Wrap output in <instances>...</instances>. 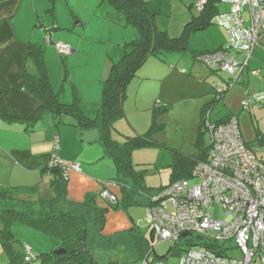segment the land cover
Instances as JSON below:
<instances>
[{
  "label": "crops",
  "instance_id": "1",
  "mask_svg": "<svg viewBox=\"0 0 264 264\" xmlns=\"http://www.w3.org/2000/svg\"><path fill=\"white\" fill-rule=\"evenodd\" d=\"M145 1L148 4L149 10L154 13L155 8L153 5L157 0ZM183 1L188 4L187 7L190 9V13L182 35L171 37L173 39L182 37L190 23L194 22L196 18L205 15L202 12L199 14L193 13L194 9H196L194 6L196 0ZM229 8L228 4L218 1V3H215L213 15L227 12ZM157 26L158 28L159 26H163L167 30L163 32H167L168 35L170 34L171 27L167 29L165 24L161 25L158 17ZM199 31H205L200 35H205L204 39L207 43L204 47L193 49L192 60L188 59L184 62V66L196 76V81L199 84H204L206 87V90L202 92L199 98L211 100L209 104L207 103L204 106L201 113L200 134L201 122L202 120L204 121V116L205 123L209 121L215 125L227 122L232 116L236 115L228 109L227 104L230 103L224 102L223 106H226V109L229 111L223 110L224 112L221 116L216 117L214 120L212 119L211 109H213V106H216V99H211L212 87L207 82L212 80L214 83L216 80L211 77L214 73L212 69L199 68V63L202 62L197 59L199 54L211 52L210 50L213 52L222 48H228L225 46L227 39H229L228 33L225 28L210 22L206 29L190 32L188 35V49L183 53L189 51L190 40L199 35ZM49 33H52V43H47ZM137 38V31L125 25L123 16L116 13L107 0H0V91L5 93V102L11 110L29 116L39 111L41 102L22 87L26 72L33 75L37 74V69L28 57L29 50L34 45L43 49L46 74L50 86L53 92L58 95L61 104L72 105V96L74 101L76 98H79L82 105L90 102L94 108L89 109L82 106V109L87 117L94 119L99 115L102 83L106 80L105 78L109 70H111L112 63L121 60L125 54V45L137 40ZM59 42L69 44L73 48V53L70 57H65L64 59L59 57L57 48L54 45ZM86 43L88 45L84 51L83 47ZM257 49H255L249 67L246 69L248 72L245 70L247 73L244 71L237 82V84L241 83L244 89L240 86L239 90L230 92V89L233 90L234 88L232 87L226 91L227 94L224 95L222 100H235L234 95L237 93L240 94L241 99H244V90L252 91V87L257 89L254 81L252 82L256 76H250V72L255 70L260 72L259 76L262 75L263 69L251 67L252 61H255V64L260 61L261 55L259 54H257V58H253L256 56ZM174 54L181 53L175 52L167 55ZM169 57H164V59L169 61ZM60 58L62 61H68L69 64L75 59L85 58L87 62L88 59L90 60L88 63L96 66L95 72L98 79L93 94L94 100H86L78 85L73 88V92L70 90L71 87L67 88V84L63 83L62 93L64 92L65 94H58L56 89L59 84L57 82L63 75L62 68L61 70L60 68L58 69ZM83 65L86 67L85 62H83ZM72 70L70 71V68H66L67 73H65L64 80H68V74ZM162 71V69H157L155 80H161L164 77ZM186 72L188 74V71ZM176 74L180 76L179 73L176 72ZM260 99L264 101V97ZM205 108L207 110L204 112ZM76 124L77 122L74 117L70 115L59 117L50 111H45L41 118L32 124L9 122L0 115V186L14 191L15 199L23 202L38 203L44 200L55 199L57 196L52 186L55 174L51 169V163L54 159L55 140L58 139L59 149L57 155L66 165L78 164L81 171L69 170V179L66 181V197L57 205L56 211L72 216L85 217L88 224H90V221L95 223V209L100 208L97 206L99 202L96 200V197L100 196L101 192L108 190L117 195L119 203L124 202V192L122 191V184L118 182V168L113 158L106 154L101 144L100 131L96 128L81 131ZM258 135L260 137V144L264 146V132H259ZM112 137L113 139L115 138L114 133ZM204 152L206 151L204 150ZM185 156L192 157L187 154ZM259 158L264 161L263 156ZM140 194L145 193H139L135 201L145 206L144 199L137 200ZM89 196L93 197V204L86 202ZM100 204L103 203L100 201ZM103 208L108 209L107 207L100 209ZM120 214L123 215L120 219L122 224L128 225L126 215L124 213ZM122 232H127V229L120 230L117 228V231H114L116 233L115 237L112 236L109 239L116 238L120 241L119 235ZM87 238L89 239V234ZM50 241L54 240L50 239ZM151 242L153 249L150 250H155V239L152 237V234ZM132 244L136 247L134 241H132ZM53 246L54 243L51 242L48 248H42L40 253L54 251ZM23 249L22 251H24ZM149 253L150 251L143 258L137 256L139 264ZM154 254L153 252L151 257H158L154 256ZM167 255V258H169L177 254L169 255L168 253ZM9 262L10 256L0 241V264H9ZM110 264L121 263L114 260Z\"/></svg>",
  "mask_w": 264,
  "mask_h": 264
},
{
  "label": "rangeland",
  "instance_id": "2",
  "mask_svg": "<svg viewBox=\"0 0 264 264\" xmlns=\"http://www.w3.org/2000/svg\"><path fill=\"white\" fill-rule=\"evenodd\" d=\"M187 5L188 4L183 0H157L154 3V13H156L158 21L161 25L165 24L167 29L171 27L170 37H179L182 35L187 17L190 13V9H188ZM193 13L199 14L200 11L194 9ZM158 30L167 31L163 26H159ZM204 32L199 31V35L190 40L189 51L186 53L166 55V58L170 56L169 61H167V59H160L156 56H152L149 59L147 62L148 64L140 69L128 84L127 96L124 103V117L114 123V140L117 139L115 141L119 143H124L138 136H144L151 129L154 130L153 139L155 143L148 147L134 148L131 155L135 170L143 177L144 183L149 189L166 188L170 185L174 172L173 166L175 160V155L172 150L178 151L181 155L187 154L195 158H199L204 150L207 151V153L209 151V137L207 133L203 134L200 141L201 144L199 145V127L202 110L211 100L199 98L202 92L206 90V87L204 84H199L198 81H196V76L184 66V62L188 59L192 60V53L195 49L206 45L207 41L204 39L205 35H200ZM230 44V39H227L225 46L229 47ZM87 45L86 43L83 47L84 51ZM210 51L212 52V50ZM58 54L59 57H62L59 52ZM257 54L261 55V58H259L260 61L256 62L257 65L255 61H252L251 67L263 69V71L261 76H256L254 77L255 79L252 80V82L254 81L256 84L255 87H257V89L253 87L251 89L254 92L264 93V49L261 46L258 47L255 54L256 56L253 58H257ZM70 56L71 54L66 57ZM59 61L60 64L58 65V69L60 68L61 70L62 68L63 75L57 82L59 84L56 89L58 94H65L64 92L62 93V85L66 83L67 88L71 87L70 90L72 91L73 88L78 85L84 97H86V100H94L93 94L98 79L95 72L96 66L88 63L90 60L88 59L87 62L85 58L75 59L71 64H69L68 61L66 62V60L62 61L61 58ZM83 62H85L86 67H84ZM155 62L157 63L155 64ZM67 67L70 68V71L73 70L72 72L69 71L68 80L66 81L64 77L65 73H67ZM199 68L210 69L203 63H199ZM157 69L163 70L162 74H164V77L161 80H155ZM175 71L179 73L180 76L177 75ZM186 71H188V74ZM216 71V69H212L214 73L212 74L211 72V77L216 80L214 82L216 84H214L212 80L207 82L212 87V100L215 99V88L217 86H225L232 83V77L227 71ZM246 71L248 72V70ZM110 72L111 70H109L105 79L108 78ZM98 75L100 74L98 73ZM148 76L150 77L149 79ZM240 86L244 89L241 83H236L233 86V90L230 89V92L239 90ZM244 91V93H246L247 89ZM234 97L235 100H220L216 102V106H213V109H211V117L214 120L216 117L221 116L224 111H233L239 120L240 130L245 143L259 157H264V146L260 144V137L258 135L259 132H264V101L261 99L253 101L251 110H245L243 108V98H240V94L237 93ZM224 102L230 103L227 104L229 110L226 109V106H223ZM73 103L74 98L72 96L71 104ZM82 106L89 109L94 108L90 102H86V104ZM157 106L159 107L158 109H156ZM68 165L70 166V164ZM69 170H71V167ZM114 183L116 185V181ZM189 183L190 185H195L198 183V179H189ZM99 195L100 196L96 197V200H98L99 204L100 201L103 204H100L101 206L97 204V206L100 208L107 207L108 209L105 210L104 225H99L90 221L87 228L89 234L88 244L93 257V264H110L111 261L114 260L121 264H139L140 262L137 261L138 253L136 247L133 245L134 243L132 244L133 240L131 234L142 238L145 237L147 242H149L147 245L150 249H153L150 234V221L146 215V205H148L149 201L148 197L145 194H140L137 197V200L144 199L145 206L137 202L133 204L121 202L117 207L111 206L110 203L103 198L102 192ZM170 208H172L171 205ZM211 212L215 219H225V212L220 207L213 206ZM120 213L126 215L128 218V225L122 224L120 219L123 215ZM12 227L15 238L21 241L16 243L15 248L18 250H22L26 246H30L31 248L32 259L23 264H43L42 260L38 258V253H40L42 248H48L51 242L54 243V251L62 248L61 239L57 236H51L47 233L35 230L20 221L14 222ZM117 228L120 230L127 229V232H122L119 235L120 241L116 238L109 239L112 236L115 237L116 233H114V231H117ZM49 238L54 241H50ZM154 244V256L156 255L158 257L166 256L173 248L171 242L158 244L155 241ZM192 244L200 245L202 244V240L193 241ZM72 246H76V242H74ZM196 248L199 249V246ZM231 250L232 251L229 252L230 256H241V253L237 249L233 248ZM179 253L181 254L169 257L166 262L168 264H179L184 250H181ZM61 264L90 263L64 260Z\"/></svg>",
  "mask_w": 264,
  "mask_h": 264
},
{
  "label": "built area",
  "instance_id": "3",
  "mask_svg": "<svg viewBox=\"0 0 264 264\" xmlns=\"http://www.w3.org/2000/svg\"><path fill=\"white\" fill-rule=\"evenodd\" d=\"M229 10L215 15L212 23L226 29L230 46L217 51L202 53L197 59L210 69L227 71L232 83L215 88V99H223L226 89L232 88L249 67L255 49H264V0H220ZM207 0H196L195 8L203 12ZM51 43V38H48ZM61 56L73 53L66 43H55ZM259 76V71H251ZM264 93L247 90L243 108L251 110L253 101ZM209 137L208 157L199 161L191 178L198 183L190 185L182 179L148 197L146 215L150 221L152 237L159 243L171 242L173 248L182 247L183 237H199L202 244L188 247L179 264H264V161L245 143L239 120L232 116L221 124L205 123ZM59 140H55L51 168H60L63 179L68 181L69 168L81 171L78 164L66 165L57 155ZM103 198L115 205L117 195L108 190ZM170 205L172 208H170ZM218 206L225 212L224 220L213 217L211 209ZM204 242L220 246L217 253ZM231 245H228V244ZM199 246V249L196 248ZM169 252L174 254V249ZM241 256H230L231 249ZM154 250L141 264H168V255L151 257ZM27 259H32L30 246L25 247Z\"/></svg>",
  "mask_w": 264,
  "mask_h": 264
},
{
  "label": "trees",
  "instance_id": "4",
  "mask_svg": "<svg viewBox=\"0 0 264 264\" xmlns=\"http://www.w3.org/2000/svg\"><path fill=\"white\" fill-rule=\"evenodd\" d=\"M107 1L116 13L123 16L125 25L137 31L138 38L125 45V54L121 60L112 63L111 72L102 83L99 115L94 119L87 117L79 98H76L72 105L61 104L58 95L53 92L46 74L43 49L34 45L31 46L28 57L37 69V74L33 75L26 72L22 87L41 102V108L32 116L17 113L7 106L5 93L0 91V115L9 122L32 124L38 121L45 111H50L59 117L63 115L74 117L77 127L81 130L98 129L101 133V144L106 154L113 158L118 168V182L123 186L124 202L133 204L138 202L135 201V197L139 193L144 192L146 196H151L165 189V187L149 189L145 186L143 177L137 173L132 163L131 155L134 148L148 147L155 143L153 129L144 136L129 139L124 144H119L112 137L114 123L124 117L125 114L124 103L128 84L152 56L164 60L167 54L185 52L188 49V35L190 32L204 30L209 26L215 16L213 15L215 3L220 0H207L206 8L202 12L205 15L196 18L194 22L190 23L185 30V34L178 39H173L167 32L158 30L156 14L149 10L145 0ZM51 36L52 33H49L47 40ZM61 58L65 57L62 56ZM215 101L219 102L220 100L216 99ZM206 110L207 108H205L204 112ZM203 119L199 140L206 133L205 116ZM172 151L175 155V160L174 166L172 164L174 172L170 185L177 180L192 179L190 177L197 163L205 161L208 157L207 151H203L199 159L181 155L176 150ZM51 169L55 174V179L52 182L57 196L55 199L38 203L23 202L15 199L14 191L0 186V241L10 256L9 264H23L30 261L27 259L25 248L24 251L15 248V244L19 240L13 234L12 226L16 221L23 222L35 230L61 239L62 248H65L67 253L59 256L55 255L54 251L40 253L38 258L42 260L43 264H61L64 260L93 264L88 238L84 242L80 241L81 237L88 234V221L82 216H72L56 211L57 205L66 197V181L63 179L60 168ZM93 201L92 196H89L86 200L87 203L92 204ZM119 204L118 201L114 206L118 207ZM105 210L95 209V223L104 225ZM131 235L135 242L138 256L143 258L150 251V247L147 245L149 242L142 237ZM197 240L199 241L201 238L185 235L183 237L184 244H181L182 247L173 248L174 254L180 255L181 253L179 252L181 250L186 251L188 247L198 245L192 244L193 241ZM74 242H76V246H72ZM86 244L87 247H84ZM204 245L217 253H222L219 249L220 246L217 244L204 242Z\"/></svg>",
  "mask_w": 264,
  "mask_h": 264
},
{
  "label": "water",
  "instance_id": "5",
  "mask_svg": "<svg viewBox=\"0 0 264 264\" xmlns=\"http://www.w3.org/2000/svg\"><path fill=\"white\" fill-rule=\"evenodd\" d=\"M87 240V236H83V237H81L80 238V241H86ZM84 247H87V244L86 245H84ZM67 253V250L65 249V248H60V249H58V250H56V251H54V254L55 255H65Z\"/></svg>",
  "mask_w": 264,
  "mask_h": 264
}]
</instances>
